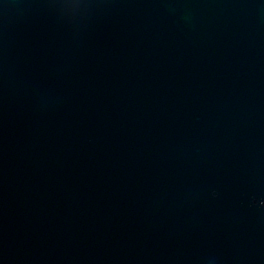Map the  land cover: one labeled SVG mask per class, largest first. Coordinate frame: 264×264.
<instances>
[{"label": "water", "instance_id": "1", "mask_svg": "<svg viewBox=\"0 0 264 264\" xmlns=\"http://www.w3.org/2000/svg\"><path fill=\"white\" fill-rule=\"evenodd\" d=\"M264 0H0V264H264Z\"/></svg>", "mask_w": 264, "mask_h": 264}, {"label": "clouds", "instance_id": "2", "mask_svg": "<svg viewBox=\"0 0 264 264\" xmlns=\"http://www.w3.org/2000/svg\"><path fill=\"white\" fill-rule=\"evenodd\" d=\"M261 204L264 205V201H261Z\"/></svg>", "mask_w": 264, "mask_h": 264}]
</instances>
